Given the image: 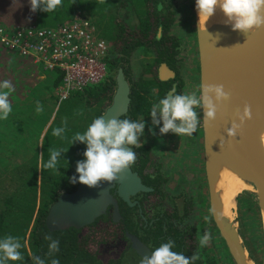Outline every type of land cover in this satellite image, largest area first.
Listing matches in <instances>:
<instances>
[{"label":"trees","instance_id":"16d2710c","mask_svg":"<svg viewBox=\"0 0 264 264\" xmlns=\"http://www.w3.org/2000/svg\"><path fill=\"white\" fill-rule=\"evenodd\" d=\"M150 3L151 0H62L61 6L54 12L46 13L39 9L32 12L30 0H0V27L6 26L12 29L30 26H37L40 29L57 28L74 22L79 13L86 14L95 27L97 38L110 42L114 53L119 55V59L114 60L113 55L107 60L112 77L109 76L106 82L72 94L75 99L79 100V105L75 112L71 113L70 111L69 122L61 125L66 128V131L72 127V134L67 133V140H62L61 145L57 149H53L66 151L61 153L59 164L53 169V172L59 176L50 174V180L47 178V172L50 169L45 167L47 162L44 143L48 134L43 139L41 151L37 148L33 157L29 149H20V162H8L0 157V237L12 235L19 238L22 244L20 251L23 259L9 261V264H36V257L43 259L45 264H51L52 259H57L59 264H66L64 259L68 255L67 252H64V244L70 237L69 232L50 233L45 225L46 216L50 209V203L54 201L59 189L70 190L74 187L68 178L78 175L75 171L77 164L75 161L84 159L83 153L86 150V145L81 142L71 144L72 137L76 132L83 133L88 125L95 118L102 116L111 104L116 89L117 69L123 68L122 70L128 78L131 70L129 67H124L123 64H130L132 57L137 53L141 55L144 52L147 56L151 51L155 52L156 57H151L146 66L149 79L145 80L144 77H141L138 81L133 79L130 81L132 101L129 113L123 119L135 121L140 117H151L149 113L152 105L165 97V86L156 76V66L166 62L172 69H177L176 54L171 52L166 45L169 40H173L167 38L166 35L174 19L166 22L156 10L152 9ZM159 27L163 29L161 40L157 38ZM168 53H172L170 59H164ZM31 65V60L18 58L17 55L0 46V82L10 81L13 88L9 96L12 112L6 120H0V123L16 120L20 110L28 114L26 101L33 91L27 93V99L23 102H20L19 96H13V92L16 95L18 84L16 79L32 67ZM51 76L48 81L50 88H47L50 89V96L46 99H37L32 103L34 109L37 110L38 107L42 109L37 111L44 117L45 125L50 123L51 116L55 113V107L50 110L48 105L49 102L53 104L57 100L54 91L61 84L57 75L52 74ZM71 97L68 99L69 101ZM22 104L26 107L25 109H22ZM46 105L47 109H45ZM50 111H52L51 114ZM63 113L67 114L68 111L64 109ZM46 127L40 128L38 141ZM47 148L50 150V147L47 146ZM133 148L136 156L138 155L133 165L136 170L143 171V167L152 162L150 151L146 147ZM51 151L47 150L49 156ZM62 175L67 177V181ZM46 236H51L52 239L59 241L60 250L54 256L48 255L50 241L45 239ZM172 250L176 251L175 247ZM28 252L31 254L29 255ZM176 252L181 251L177 250ZM183 254L186 258L192 257ZM204 263L215 264V261L209 260ZM194 264L202 263L196 259Z\"/></svg>","mask_w":264,"mask_h":264},{"label":"flooded vegetation","instance_id":"af4514ba","mask_svg":"<svg viewBox=\"0 0 264 264\" xmlns=\"http://www.w3.org/2000/svg\"><path fill=\"white\" fill-rule=\"evenodd\" d=\"M184 2L186 0H151L152 9L156 10L166 22L174 19L167 33L171 32L174 27L176 18L181 13L180 6ZM158 34L161 40L163 36L161 27L158 28ZM172 39L174 41L169 40L166 45L171 52L176 54L177 69H172L166 62L160 63L156 66V76L165 86V96L189 94L188 92L193 89V86L182 80L178 74L179 66L182 63L179 54H181L183 47L176 38ZM171 55L172 53H168L164 59L169 60ZM118 56L114 53V60L119 59ZM139 56L142 55L137 53L132 59ZM147 65L148 63L142 66L140 75L135 79L131 63L123 64L124 67H129L131 70L128 78L125 75L127 81L129 83L132 79L138 81L141 77H144L145 80L149 79L150 76L146 70ZM165 68L174 73V76H169ZM122 69L121 67L117 69L116 76ZM109 76L112 77L110 70ZM130 86L132 88L131 84ZM142 118L147 125H145L142 136L145 143L141 147H146L150 151L152 162L143 167V171L136 170L134 165H132L131 170L138 175L142 185L148 191L138 190L129 197L130 201L126 202L119 196V186L116 185L115 190H112L111 193L118 202L120 214L118 220L114 219V209L111 207L106 217L102 216L93 224L82 229L51 231L47 228L50 233L54 234L69 232L70 237L64 244V252H67L68 255L64 259L66 264H141L143 258L149 257L152 251L169 240L174 242L176 251L179 250L189 256L195 255L197 260L206 264L199 257L200 237L197 236L195 227L191 225L192 221L188 220L189 212L196 209L194 198L187 191L189 181L180 176L184 170L188 169V166L179 165L176 163L175 157L169 154L172 146L177 145L178 135L171 131L162 135L159 132V127L162 124L153 125L151 117H140L139 119ZM150 128L153 129L154 135L153 132L149 131ZM180 138L183 141L187 140L184 137ZM159 148L162 155L167 152V157H160L161 154H158L160 152L156 151ZM136 157L138 158V155ZM183 177L186 178V175ZM78 184H75L70 190L60 188L54 201L50 203V207L62 195L73 193Z\"/></svg>","mask_w":264,"mask_h":264},{"label":"water","instance_id":"95a60500","mask_svg":"<svg viewBox=\"0 0 264 264\" xmlns=\"http://www.w3.org/2000/svg\"><path fill=\"white\" fill-rule=\"evenodd\" d=\"M198 43L200 84L223 85V83L231 81L233 84L241 85L243 84V73L230 69L224 79L219 75L218 69L234 60L261 61L262 70L259 73L258 86L248 105L251 110V119L245 122L235 138L227 136V129L231 127L233 121L239 123L236 118L237 112L242 114L244 108L238 106L230 97L219 107L215 120L205 123L203 119V132L209 181L210 163L214 160H216L217 167L229 166L234 171L244 169V179L248 185L253 187L252 193L257 197L262 214H264V156L260 150L258 135L264 124V27L257 29L251 36H226L223 35V32L208 34L198 27ZM165 69L167 70V68ZM168 73L169 76H174V73L169 71ZM235 77L238 78L236 82L232 81ZM115 79L114 97L102 115L105 116V119H122L128 115L130 110L131 86L124 71L120 70ZM225 91L227 90L225 89ZM216 169L213 163L212 170L216 171ZM116 185L119 186V196L126 202H129V197L138 190L148 191L131 168L118 174L117 179L113 182L102 181L97 188H89L79 183L73 193L62 195L50 207L45 220L47 228L51 231L82 229L93 224L98 218L106 217L111 207L114 209V219L118 220L120 218L118 202L111 193L112 190H115ZM210 187L212 215L234 261L236 264H254L241 244L239 236L231 229L233 225L228 228L218 222L213 206L219 197L215 193L216 190L212 183Z\"/></svg>","mask_w":264,"mask_h":264},{"label":"clouds","instance_id":"9594fccd","mask_svg":"<svg viewBox=\"0 0 264 264\" xmlns=\"http://www.w3.org/2000/svg\"><path fill=\"white\" fill-rule=\"evenodd\" d=\"M62 0H30L32 12L38 9L42 12H54L61 6ZM196 10L199 23L205 24L217 11L222 12L227 23L233 30L243 33L255 31L264 27V0H196ZM159 39V34L157 36ZM13 91L10 81L0 82V120H6L12 112L9 96ZM230 99V93L225 91L222 84H200L197 91L189 94H172L158 100L151 107L150 116L153 125H161L159 132L167 134L170 131L178 136L192 137L201 124V117L197 109L202 112L204 122L213 121L219 107ZM38 111L42 109L38 107ZM239 123L233 121L227 129V136L235 138L245 122L251 119V110L248 105L243 108L242 114L237 112ZM145 122L142 119H105V116L95 118L83 132H76L71 144L81 142L86 145L84 159L76 164V173L68 178L73 185L80 183L89 188H97L100 183L113 182L118 174L130 169L136 161V152L133 146L141 147L140 138L144 135ZM150 132L155 134L153 129ZM65 129H53V136L61 137ZM132 146V147H126ZM64 150H53L45 164L48 169H55ZM49 240V256L59 252V241L46 236ZM211 239L210 233H205L199 240L200 245L206 246ZM174 242L169 240L152 251L149 257L143 258L141 264H194L196 256L190 258L182 252L173 251ZM22 244L19 238L12 235L0 237V264H9V261L23 259L20 249ZM36 264H45L43 259L36 257ZM51 264H59L52 259Z\"/></svg>","mask_w":264,"mask_h":264},{"label":"rangeland","instance_id":"374dc122","mask_svg":"<svg viewBox=\"0 0 264 264\" xmlns=\"http://www.w3.org/2000/svg\"><path fill=\"white\" fill-rule=\"evenodd\" d=\"M180 10L181 13L179 17L176 18L174 27L166 36L167 38H176L177 42L183 47V49H181V54H179L182 63L179 66L178 74L182 80L193 86V89L188 92L191 93L197 91L198 86L200 85L198 23L195 0H186V2L180 6ZM84 16L89 18L86 14ZM154 53L155 52L151 51L150 54L146 56V54L142 52L141 57H134L131 60V69L135 79L140 75L142 66L148 63L151 57H156ZM28 70L31 71L29 78L20 75L18 79L21 83L17 84L16 95L15 92H13V96H19L21 98V102L27 99L28 87L25 86V89H23L20 87L21 84H32L31 82L35 80L36 76L35 71ZM40 74L47 73L40 72ZM51 75L52 74H50V76ZM51 78H54V76H51ZM38 83L40 86L37 85L38 89L35 90L26 101L27 112L29 115L25 111L20 110L16 120L0 123V157L3 160H8V162H20V149H29L32 157L37 148L40 151L42 149L43 140L38 141L40 128H43L44 126L48 127V125H45L44 117L34 109L32 104L35 100L42 98L44 95L41 89V85L44 82L38 81ZM46 95L50 96V93ZM54 96L56 97V95ZM57 100L54 101L53 104L49 102V109L51 110L52 107H55V113L52 114L50 126L45 132V135L48 134L44 143L46 162H48L50 158L47 150L50 152L51 150L53 151L54 148L57 149L61 145L62 140H67V133L70 135L72 134V127L68 129V131L64 128L65 132L61 137L53 136V129L61 127L64 123L69 122L71 119L70 111L71 113L75 112L79 105V100L75 99L74 96L71 97L70 101L67 99L61 104H59ZM64 109L68 111L67 114L63 113ZM51 112L52 111H50V114ZM197 112L198 116L201 117V124L198 127L197 132L190 138L187 136H178L177 145L172 146L173 149H170L169 154L175 157V160H177L176 163L179 165L188 166V169L184 170V173L180 175L182 179L189 181L187 191H189L190 196L194 198V203L196 205V209H192L191 212H189L190 217L188 220L192 221L191 225L195 227L197 236L200 238L206 232L211 235L208 244L203 247L201 246V250H199L200 259L204 262L213 260L215 261V264H236L212 215L211 181H209L207 171L203 115L199 109H197ZM145 125H147L146 122ZM180 137L187 139V142L181 140ZM140 142L141 146L145 143L143 142V137L140 138ZM47 146L50 147V150L49 148L46 149ZM156 151L160 152L158 154L162 153L160 148ZM158 154L156 155L159 156ZM166 154H161L160 157L165 158L167 157ZM50 174L56 175V177L59 176L53 172V169H50V171L47 172V178H49V180ZM184 175H186V178L183 177ZM63 177L64 180L67 181V177ZM5 188L7 189V186H5ZM242 193L232 198L231 205L228 209L230 210V213H227V217L230 218L231 225H233L232 228L239 236L241 244L248 253V256L253 260L254 264H264V217L257 197L250 192ZM27 250L29 251V248ZM28 254L30 255L31 252H28Z\"/></svg>","mask_w":264,"mask_h":264},{"label":"built area","instance_id":"2783aa9c","mask_svg":"<svg viewBox=\"0 0 264 264\" xmlns=\"http://www.w3.org/2000/svg\"><path fill=\"white\" fill-rule=\"evenodd\" d=\"M0 46L32 67L57 75L59 104L75 92L103 84L109 78L107 60L114 55L110 42L97 38L89 18L77 14L74 22L57 28L0 27ZM34 71V69H33Z\"/></svg>","mask_w":264,"mask_h":264},{"label":"bare ground","instance_id":"6f19581e","mask_svg":"<svg viewBox=\"0 0 264 264\" xmlns=\"http://www.w3.org/2000/svg\"><path fill=\"white\" fill-rule=\"evenodd\" d=\"M197 23L199 29L201 31L207 32L208 34H211L212 32H223V35L226 36H251L257 31H251L245 34L239 30H233L231 24L227 23L226 18L220 11H217L211 18H209L206 24L203 21L199 23V16L197 13ZM230 69L237 70L244 74L243 84L241 85L237 83L233 84L231 81H227L225 84L223 83L224 88L230 93L232 101L243 108L245 105L250 104L252 94L254 93L255 88L258 86V77L262 70L261 61L250 59L234 60L227 63V65L220 67L218 69V73L222 78L225 79L227 76L226 74L230 71ZM232 81L236 82L238 81V78L235 77L232 79ZM258 135L260 139V150L264 156V124ZM216 157L217 155L215 158ZM213 163L217 168L216 171L212 170ZM210 165V181L213 184V188L216 190L215 193L219 197L218 201L213 206V210L217 216L218 222L222 226L231 228V221L230 218L227 217V213H230V210L228 209L231 205L232 198L241 194L242 192L252 193L254 189L252 186L248 185L247 181L244 179V169L234 171L229 166H220L222 168L221 169L220 167L216 166V160L210 163ZM231 229L234 230L233 228Z\"/></svg>","mask_w":264,"mask_h":264},{"label":"crops","instance_id":"0c3cea01","mask_svg":"<svg viewBox=\"0 0 264 264\" xmlns=\"http://www.w3.org/2000/svg\"><path fill=\"white\" fill-rule=\"evenodd\" d=\"M13 61H14V60H13ZM28 69H30V70H33V69H34V71L36 72L35 80H34L33 82H31L32 84H29V85H25V83H24V85L21 84V87L23 86V88L25 89V86H28V87H27V89H28V90H27V93H31L32 91L34 92L35 90H37V89H38V86H40V85H38V84H39L38 81H42V82H44V83L41 85L42 93L44 94V95L42 96V98H43V99H46L47 97H49V95H46V94H49V93H50V89H47V88H50V87H49V82H48V81H49V78H50V74H49L48 72H47V74H40V72H42V73H46V72L43 71L42 68L40 69L39 72H38V70H35L36 67H35V68L30 67V68H28ZM30 73H31V71L27 70V71L24 72L23 76L29 78ZM16 81H17V83H21L19 79H16ZM34 84H35V85H34ZM32 85H34V86H32ZM37 85H38V86H37ZM33 92H32V94H33ZM42 98H40V99H42ZM19 100H20V102H21V98H20ZM31 105H32V104H31ZM33 105H34V104H33ZM49 106H50V105H48V109H49ZM25 108H26V107H24V105H23V106H22V109H25ZM13 109H14V108H13ZM15 109H18V107H15ZM45 109H47V105H46ZM49 126H50V123L48 124V127H49ZM48 127H46L45 130L43 131V133H42V135H41V137H40V140H41V141L43 140L44 135H45V132L47 131ZM230 225H231V224H230Z\"/></svg>","mask_w":264,"mask_h":264}]
</instances>
